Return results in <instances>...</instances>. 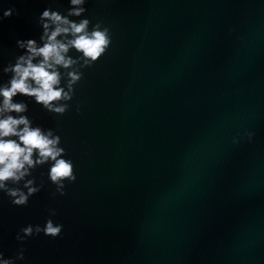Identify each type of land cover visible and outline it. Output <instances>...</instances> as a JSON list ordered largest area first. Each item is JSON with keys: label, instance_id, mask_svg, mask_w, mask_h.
<instances>
[{"label": "water", "instance_id": "water-1", "mask_svg": "<svg viewBox=\"0 0 264 264\" xmlns=\"http://www.w3.org/2000/svg\"><path fill=\"white\" fill-rule=\"evenodd\" d=\"M11 5L0 66L16 39L38 37L45 6L67 2L0 0ZM85 7L111 46L62 116L29 105L60 133L77 178L53 196L37 169L44 185L21 207L0 193V251L13 255L18 229L53 208L62 233L26 239L24 264H264V0Z\"/></svg>", "mask_w": 264, "mask_h": 264}, {"label": "clouds", "instance_id": "clouds-1", "mask_svg": "<svg viewBox=\"0 0 264 264\" xmlns=\"http://www.w3.org/2000/svg\"><path fill=\"white\" fill-rule=\"evenodd\" d=\"M63 9L45 6L35 17L40 28L38 37L16 39L18 50L0 66V193L11 205L26 206L44 181L33 175L46 176L57 193L64 195L66 183L76 180V166L68 156L60 133L36 122L29 105L62 116L83 78V69L92 67L112 42V32L101 20L91 21L84 15L87 0H66ZM17 14L15 5L0 8V20ZM77 113L80 106L75 107ZM249 140L251 131H245ZM233 138V143H236ZM43 224L21 226L14 239L20 242L13 255L0 251V264H24L23 242L43 234L56 238L63 224L53 218L49 208Z\"/></svg>", "mask_w": 264, "mask_h": 264}]
</instances>
